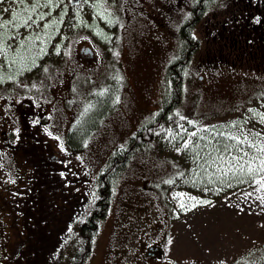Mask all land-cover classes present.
I'll return each instance as SVG.
<instances>
[{
    "label": "rangeland",
    "instance_id": "rangeland-1",
    "mask_svg": "<svg viewBox=\"0 0 264 264\" xmlns=\"http://www.w3.org/2000/svg\"><path fill=\"white\" fill-rule=\"evenodd\" d=\"M191 1L108 0L101 7L98 0H89L88 3H83V0L68 3L65 0L62 7L67 8V15L64 16L63 23H56L53 28L45 31L36 29L41 40L35 42L31 54L36 56V64L39 66L16 77L20 79L28 75L24 84L17 87V95L27 96L38 103L54 102L52 110L50 108L54 132L62 135L68 123H74L93 104L94 98L91 95L104 91L114 97L112 111L81 151L60 152L61 148L57 144V154L68 159L70 166L80 169L91 185L92 180L94 181L91 191L98 185L100 169L108 160L109 154L115 148L125 146L136 130L153 119L161 109L168 69L180 48L178 28L189 17ZM3 7H11L18 13L23 11L15 4L0 5V8ZM217 7L218 4L210 7L208 17H214L218 12ZM39 11L46 12L47 9L40 8ZM59 12V8L55 9L48 20H58ZM98 12L103 13V16L98 15ZM4 18H8L7 13ZM10 31L14 29H0V33ZM206 31L209 30L205 23L195 30L194 37L199 39L200 49L190 58L181 102L171 120L162 127L149 146L132 157L115 185L108 220L112 223V218H119L118 223L123 228L105 225L98 236L96 251L87 264H106L105 253L109 248L112 252L110 261L116 258L113 255L116 248L119 253L132 255L134 245L131 244L136 243L137 239L134 237V229L131 231V226L126 225L129 218H143L154 226L153 229L145 227L143 231L146 234L139 231L138 237L143 242L150 238L160 249L162 258H150L148 264H237V261L245 259L248 264H264V259H261L264 256V187L261 186L264 184V173L249 174V179L240 187L229 183L226 187L203 189H198L192 178H170L173 165L177 168L185 166L190 173L194 168L196 172H204L203 168H197L201 165L199 161L195 163L185 155V141H190L191 145L196 137L215 135L229 144L234 143L225 139L227 135L238 132L237 128L228 127L234 122L245 132H264V124L259 123V117L249 111L254 109L264 113V72L248 65V68H242L233 66L231 61H221L222 55L215 51L216 43L212 42ZM20 32L29 35L23 28ZM41 47L45 49L46 55L38 52ZM88 48L91 51L86 52ZM8 59H12L11 53ZM62 60L67 62L64 71L56 68L54 76L50 71H44L48 62L61 63ZM0 63H4L7 70L14 71L19 67V62L8 67V62L3 57H0ZM59 75H63L64 79L59 81ZM83 77L91 84L82 81ZM15 81L0 84V92L11 94L12 89L5 92L3 87H11ZM23 99L24 104L31 102L27 98ZM12 101L0 99V119H7L3 122L9 125L12 121V128L18 129L13 123V117L9 120L5 114L8 110L11 113V105L14 104ZM181 116L185 119L181 120ZM246 119L247 124L244 123ZM192 132L197 135L191 137ZM220 132L224 136L219 135ZM256 143L264 144V140ZM2 148L0 134V151ZM242 148L250 154L259 155L255 148L247 145H242ZM53 159L56 163V158ZM8 161L9 159L6 160ZM256 163L258 165V161ZM4 164V161L0 163V181L25 183L12 166L2 170ZM38 164V169L43 172L47 191L54 184L58 185L70 178L67 169L62 172L56 165L46 167ZM213 170L217 172V176L225 178L224 173L217 171L216 166L205 168L209 177L213 175ZM63 173L67 175L64 176ZM232 173L234 172H229L227 176ZM258 180L261 183H257ZM69 185L72 186V183ZM62 188L64 187L59 185L58 191ZM88 192L90 191L79 192L77 197ZM46 194L44 192L42 198ZM69 194L71 196L65 194L63 197L50 196L47 199L48 202L43 204L42 223L38 221L41 213H32L35 222L32 215L28 223L27 219L20 221V216L23 218L28 214L12 213L14 207L3 202L2 207L6 210L7 217H12L7 221L13 229L8 232L9 244L16 237L24 240L15 242L11 249L7 248L8 252L5 250L6 253L1 247L0 264H18L21 261L24 262L20 264H40L41 246L45 251L47 246L51 249L47 253L48 262L44 264H67L70 255L68 245L72 236L67 238L68 244L54 249L52 243L60 236L55 217L58 215L69 218L71 220H64L62 225L71 224L80 216L79 209H83L85 213L90 212V203L96 192L92 198L74 206L78 201L72 200L73 191ZM1 195L11 198L4 191L0 193V197ZM181 203L185 207L181 208ZM29 206L27 203L23 204L22 208L26 213L36 210L28 208ZM69 210L70 213H65ZM52 221L54 224H51ZM39 224L43 226L42 229ZM31 226L34 227L32 234L29 230ZM14 227L19 230L18 234ZM31 238L35 244L33 254H30L26 244V240ZM169 240L172 241L171 244L168 243ZM125 257L124 254L115 263L123 264Z\"/></svg>",
    "mask_w": 264,
    "mask_h": 264
},
{
    "label": "flooded vegetation",
    "instance_id": "flooded-vegetation-1",
    "mask_svg": "<svg viewBox=\"0 0 264 264\" xmlns=\"http://www.w3.org/2000/svg\"><path fill=\"white\" fill-rule=\"evenodd\" d=\"M201 1L202 0L191 1V11L188 19L186 18L187 20L193 19L195 11L194 9L197 7V4L201 5L200 8L204 10L203 19L197 22L196 26L193 28V34H195V30L200 24L202 25L205 23L209 30L206 31L209 38L212 39L213 43H216V46L214 47L215 51L222 55V57L235 56L236 58H249L251 60V63L253 62L252 64H255L257 62H264V0H214L212 1V3L218 4V12L215 13L214 17H208V11L213 4L209 7H206V0H203L204 2ZM194 39L199 40L196 36ZM197 40H195L196 44L198 43ZM88 51L91 50H86V52ZM23 101L24 100H22L21 102ZM53 104L54 102L51 104V102L38 103V101H31L27 104L23 103L22 105H20V103H16L11 105V114L8 116V118L10 120V117H13V123L16 124L18 129H11L12 121L11 125H9L8 123L3 122V120L7 119H0V134L3 140V148L0 151V163H2V161L5 162L7 159L10 160L9 155L6 151L7 149H12L15 152L17 149L22 147L21 145H27L31 150H34L37 153L45 152V150H48L47 148H49L52 138L58 136V134L52 129L50 108L52 110ZM12 132L15 134V140L12 141L13 143L9 140L8 136V134ZM48 153H50V157L44 153H41L40 156L33 154L32 155L38 157L37 163H41L43 166L48 167L49 165H56L58 168L60 167V170L62 172L66 171L65 169H67L70 177L68 180L63 181L62 183L60 182V180H57L60 183L58 185L54 184L47 191V188L45 190L46 183L43 180V172L41 173L40 169L31 172L29 174L30 176H26V171L20 169L18 171V174L21 177L20 180H24L25 183L12 184L10 181H5V183L9 182V185L4 191L6 193L9 192V196H11V198L7 199L9 200L11 208L14 207L12 208L11 212L26 213V211H24L22 207L23 204L27 203V205H30L28 208L36 209L35 211H31V213H41L38 220L40 223H42V220L44 219V217L42 216V213L44 211L43 204H46L48 202L47 199L50 196L56 197V194L57 196L61 197H63L65 194L69 196L70 191H73L72 200L74 202L78 201L73 204L74 206L75 204H80L81 202L90 199L94 192H96L98 189L97 185L96 189L94 190L93 187V191H91L94 181L92 180V185L91 182H87V179L84 178V175L80 171V169L75 166L69 165L70 162L68 161V159L57 157L54 154L53 149L51 151L49 149ZM53 157L56 158V163L52 161L54 160ZM49 161L51 163H49ZM1 169L3 170V167H1ZM63 174L64 176L67 175V173ZM2 182L4 181H0V185ZM69 183H72V186H70ZM59 185L64 187L60 191H58ZM87 191L90 192L81 195L79 198L77 197L79 196V192ZM44 192L47 193L44 196L45 199L42 198ZM102 192L105 193L104 190ZM23 194L24 197H21ZM85 195L87 196L84 197ZM2 196L3 195H1V197ZM3 197L6 198V196ZM81 197L84 198L81 199ZM70 212V210L68 212L65 211V213ZM89 214L90 213L86 214V216H84L83 218H80L76 224L73 221V224L71 223L67 225H62L63 221L71 219L62 218L58 215L55 217V220L58 223L57 227L60 229V236L52 243L55 250L63 244H68L67 238L69 236H72L68 245L70 251H73V249L75 250V246L81 245L80 243H82L84 239L87 240L88 237L85 238V232H82V236L80 238L76 237L78 227L80 226L85 225L88 226V228H97L99 234L101 233L102 228L105 225H112V228L119 226L122 227L118 223L119 218H112L114 222L110 223V220H108L109 213L97 214L93 211L90 215L91 218L88 217ZM96 217L99 220L94 219ZM51 224H54V222L52 221ZM126 225L129 227L131 226V231H133L132 229H134V237L137 239L135 240L137 241L136 243L131 244L134 245V251L132 255L128 256V253L122 251V253H119V250L116 248L113 254L114 256H116V258L110 261L112 252L109 249L107 253H105V255H107V257L105 258L106 264H117L115 262H118V260L122 259L124 257V254L126 255V257L123 260V264H148V259L150 258H162L160 249L157 245H154L155 243L153 240L149 238V240L143 242L142 240L140 241L138 239L139 231L146 234V232L143 231L144 228L149 227V229H153L154 226L152 227V225L143 218L142 220H137V218H129ZM39 227L40 229L43 228L41 224H39ZM47 228L49 229V226ZM44 233H46V231ZM6 241L7 242L5 243V248L3 250L4 253H6L5 249H11V247H13V245L9 244L8 238L6 239ZM97 245L98 237L95 239L94 247L91 249V254L87 259V263L90 261L91 257L96 251ZM49 249L50 248H48L47 246V249L45 251L44 247H40V264L48 262L47 253H49V251L51 250Z\"/></svg>",
    "mask_w": 264,
    "mask_h": 264
},
{
    "label": "trees",
    "instance_id": "trees-1",
    "mask_svg": "<svg viewBox=\"0 0 264 264\" xmlns=\"http://www.w3.org/2000/svg\"><path fill=\"white\" fill-rule=\"evenodd\" d=\"M212 1L214 0H206L205 2V4L207 3L206 7L211 6L213 4ZM201 2L204 1L202 0ZM200 6H201L200 4H197V7L194 9L195 11H194L193 19L187 21L185 20V22L182 25H180L178 28L180 34V48L177 52L178 54L172 60L168 69L166 92L163 97V103L161 109L153 119L147 121L138 130H136V132L131 136V138L129 139L128 143L125 146L115 148L111 153L109 152L110 154L108 156V160L101 167L97 178L98 189L96 191V195H94V198L90 203V212H89L90 214L88 215V217L91 218L90 215L93 211L94 213L97 214L110 213L112 209L115 185L122 176L124 170L129 165V162L131 161L132 157L138 151L142 150L143 148H146L155 140L159 131L166 123H168L171 120L173 113L179 106L184 91V83L186 78L185 73L188 68L190 58L200 49V43H199L200 41L194 39L195 37L193 34V28L196 26L199 20L203 19L204 10L201 9ZM195 40H197L198 42L197 44L195 43ZM222 58L223 59L221 61L227 63L231 61L232 62L231 64L233 66L248 68L246 66L248 65L252 69H255L259 72L260 71L264 72V62H257L255 63L257 65H255L252 64L253 62L251 63V60L249 58L243 59V58H236L235 56L232 57L225 56ZM66 64L67 62L65 63L63 60L61 63H56V61H50L48 62L49 66L47 65V69L48 71L51 72L50 74L54 76L55 69L61 68L60 70L64 71L63 69ZM8 70L13 71L12 69H8ZM27 77L28 75L26 74L22 78L16 79V81L11 85V87L5 88L2 86L4 88L3 91L6 92L7 89H12L13 92L9 94L1 91L0 99H9V101L13 100L11 103L13 102L14 104L20 103V105L24 103L21 102L22 100H24L23 98H27L35 102L34 99H30L27 96L21 97L17 95L18 93L17 87H20L22 84H24L25 78ZM58 77H59L58 79L59 81L64 79L63 75H59ZM48 78H51V76H48ZM81 79L82 81L87 83L84 77ZM87 84L90 85L91 83H87ZM83 86L84 83L81 84V87ZM91 97L94 98V102L88 108L87 112H83L79 116V118L74 121V123L72 124L71 122L68 123L62 135H58L57 137H55L57 139L52 138L49 148H47L48 149L47 151L45 150V152L37 153L36 151L31 150L30 147H28L27 145L26 146L21 145L22 147L17 149L16 150L17 152L16 151L14 152L12 149H7L6 151L9 155L10 160L8 162L5 161L6 164L3 165V170L7 167L9 168L10 166H12L15 172H18L20 169H23L27 173L26 176H28L30 172H32V170L36 171L39 168L38 166L39 164L37 163L38 157H35L33 155L40 156L41 153H44L50 157V153H48L49 149L50 151L53 149L54 154L57 157L64 158L63 156L57 154L58 152L57 144L61 148L59 149L60 152H62L63 150H70L71 152L81 151L85 147V145L87 144L88 140L93 135V133L100 127L102 122L107 118V116L112 111V108L114 106V97L109 92L100 91L97 92L96 95L94 94L91 95ZM6 106L10 107V105L7 103ZM9 112H10L9 110L8 112H5L7 117L11 114ZM14 125L16 126V124ZM11 129L14 130L13 128ZM8 136L11 142L15 140V134L13 132L9 133ZM218 141L220 142L219 145L217 144ZM225 143L227 142L224 139L215 135H210L204 137L203 139H201V137L194 138L192 144L190 145L191 148L185 151V155L187 157H190L191 160H194L195 163L199 161L201 165H204L203 167L204 172L202 170H198V172H196L197 170L194 171L195 169L194 168L190 173L185 166L177 168L175 165H173L174 167L171 165L173 168L170 169L172 173L170 178L171 177L172 179L173 178L177 179L180 177L192 178L195 180L198 189L209 188V187H223V186L226 187L229 183H233L237 187L242 186V184L246 182L250 177L246 170L244 173L234 172L228 176H225V178L217 176V172L214 170H213V175L209 177V174L205 171V168L213 167V165L211 164V160L208 158V154L212 153L213 156H216L217 153L214 152L213 149L217 147H221ZM197 154H199L198 159H197ZM220 154L225 155V157H228L229 155L238 154V153L235 150H232L230 153H220ZM49 163L51 162L49 161ZM196 165L198 164H195V166ZM181 173H183V175H181ZM8 185L9 182L6 183L5 181L2 182L0 185V190H1L0 192H3L8 187ZM103 190L105 193L102 192ZM3 202L9 203V200L7 198H4L3 196L0 197V213H2V216L0 215V245H1L0 248L2 247L4 249L5 248L4 245L7 242L6 239L9 236L8 232L12 231L13 229L11 227V223L8 224L7 222L10 221L9 218L12 219V217L10 216L7 217L6 210L2 207L4 206ZM79 211L81 213L80 216L76 218L77 222L80 218H83L84 216H86V214H88L85 213L86 211H84L83 209H79ZM26 214H28V216H24L23 218H21L20 216V221H24V219H27V223H28L30 219V215H32L33 216L32 220L33 222H35L34 215L32 213H23V215ZM4 217H7L6 220L4 219ZM94 219L99 220L97 217ZM76 220H74V223H76ZM33 229H34L33 226L29 228L31 232L30 234H32ZM14 230L16 231V234H18L19 230L15 229V227ZM82 232H85V238L87 237L88 238L87 240L84 239V241L80 243L81 245L75 246V250L73 249V251H70V255L66 262L67 264H87V259L91 254V249L94 247V242L95 239L98 237L99 231L97 228H88V226L83 225L78 227V232L76 234V237L80 238L82 236ZM20 240H24V238L16 237V239L11 241L10 244L14 245L15 242H19ZM29 240H26V244L28 246L29 252H31L30 254H33L32 248L35 244H33L32 238ZM5 250L6 252H8V249ZM21 262H19L18 264H20Z\"/></svg>",
    "mask_w": 264,
    "mask_h": 264
},
{
    "label": "snow or ice",
    "instance_id": "snow-or-ice-1",
    "mask_svg": "<svg viewBox=\"0 0 264 264\" xmlns=\"http://www.w3.org/2000/svg\"><path fill=\"white\" fill-rule=\"evenodd\" d=\"M68 3H72L73 0H67ZM89 0H83V3H88ZM101 7L108 3V0H98ZM9 4V5H19L23 11L16 12L11 7L0 8V29H14V31L0 33V57H3L6 62H8V67L17 65L19 62V67L14 71H8L5 68L4 63H0V84L5 83L6 81H15L16 77L22 75L25 71H31L33 67H38L36 64V56L32 55V47L35 45V42L41 40L40 34L36 32L37 28H40L41 31H45L53 28L56 23H63V18L67 15V8L62 7L65 4V0H0V5ZM96 7V5H93ZM40 8L47 9L46 12H40ZM59 8V19L58 20H48V17L52 16V13L55 9ZM8 14V18H4V14ZM98 15L103 16V13L98 12ZM110 15V13H109ZM106 18V17H105ZM111 23V20H109ZM25 29L29 35H24L20 32V29ZM11 41V43L9 42ZM43 42V41H41ZM39 53L47 54L43 47L39 48ZM9 53L12 54V59L9 61ZM56 54H59V48L56 49ZM44 71L47 72L48 69L44 68ZM35 87V85H33ZM90 107V106H89ZM87 108L85 112H87ZM250 112H253L254 116L259 117V123L264 124V113L258 112L254 109H249ZM181 120L185 117L181 116ZM189 123H193L189 121ZM245 124L248 123L246 119ZM183 128V125H180ZM228 127H235L238 129L237 133L229 134L225 137L227 140H231L234 143L223 144L221 147L214 148L213 151L217 153L216 156H213L212 153L208 154V158L211 160L212 165L217 167V171L223 172L225 176L229 172H245V165H247L248 174H260L264 173V144H258L256 141L264 140V132L249 130L247 132L243 131L241 126L234 122ZM208 131V129H204ZM196 132L190 133L191 137H195ZM219 135L224 136L223 132H220ZM251 137V139H250ZM203 139V137H201ZM219 145L220 142L218 141ZM242 145H247L249 148H255L259 155L250 154L247 151H244ZM190 141H185L183 144L184 149H189ZM232 150H235L237 155H230L227 158L225 155L220 153H230ZM243 153L240 155L239 153ZM199 154H197V159ZM247 157V159H245ZM219 161V164H217ZM258 161V165L257 162ZM207 162V161H206ZM226 165V167H225ZM198 167L203 168L204 165H198ZM183 175V173H181ZM264 179V178H262ZM261 183V181H256ZM166 183H172V181H166ZM264 187V184L261 185ZM181 208L185 207L181 203ZM169 244L172 243L171 240L168 241ZM264 259V256L261 257ZM237 264H248L247 259L243 261H237ZM255 264V262H254Z\"/></svg>",
    "mask_w": 264,
    "mask_h": 264
}]
</instances>
